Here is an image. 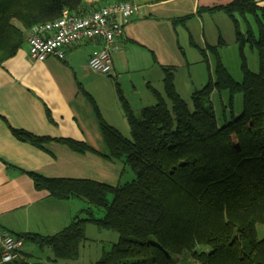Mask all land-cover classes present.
<instances>
[{
    "label": "trees",
    "instance_id": "16d2710c",
    "mask_svg": "<svg viewBox=\"0 0 264 264\" xmlns=\"http://www.w3.org/2000/svg\"><path fill=\"white\" fill-rule=\"evenodd\" d=\"M66 9L75 14L88 11L84 0H0V64L17 53L34 25L55 20ZM203 12H224L231 18L242 59L241 80L222 62V37L218 45L206 47L191 39L204 60L209 52L216 57L214 73L193 91L192 105L178 93L172 67H164L165 95L149 85L156 102L143 107L140 115L118 86L129 138L104 119L90 96L108 154L71 138L37 136L10 127L20 140L45 150L56 141L78 153L123 159L135 174L130 181L112 185L31 172L36 186L51 196L77 197L87 206L55 234L14 236L51 247L56 260L74 259L87 239V224L94 223L118 231L120 238L91 264H264V236L258 232V225H264V6L256 0H233L200 7L197 13ZM193 16L173 22L185 23ZM248 46L258 54L259 71L248 65ZM215 91L230 93L231 115H224L223 123L212 100ZM238 93L243 110L236 115ZM97 209L104 215L97 217Z\"/></svg>",
    "mask_w": 264,
    "mask_h": 264
},
{
    "label": "crops",
    "instance_id": "0c3cea01",
    "mask_svg": "<svg viewBox=\"0 0 264 264\" xmlns=\"http://www.w3.org/2000/svg\"><path fill=\"white\" fill-rule=\"evenodd\" d=\"M84 1L89 11L120 0ZM131 1L139 4L140 12L118 39L120 49L113 53L109 74L95 72L88 66L89 59L102 47L96 38L67 46L63 59L51 56L45 60L30 57L27 39L15 55L0 64V229L12 234L52 235L65 228L87 206L85 200L77 197L60 200L51 196L48 190L36 186L31 172L117 185L126 169L122 159L111 161L93 152L78 153L56 141L46 144L48 150L42 149L17 138L10 127L37 136L71 138L108 154L90 96L109 124L117 128V120L129 124L116 98L112 101L117 108V119L115 113L107 115L105 107L110 110L108 97H111L101 84L112 75L120 77L124 71L131 70L138 73L147 87L156 88L154 78L164 82V67H172L174 71L175 64L203 62V55L191 39L206 47L218 42L222 35L220 24L230 22L233 27L231 18L224 12L197 13L200 7L233 0ZM256 1L264 6V0ZM190 14L194 16L185 23L174 24L175 18ZM16 260L14 264H32L29 261L34 260L59 264L51 247L28 239L22 240ZM0 264H13L2 261L1 250ZM63 264H72V259H63Z\"/></svg>",
    "mask_w": 264,
    "mask_h": 264
},
{
    "label": "rangeland",
    "instance_id": "374dc122",
    "mask_svg": "<svg viewBox=\"0 0 264 264\" xmlns=\"http://www.w3.org/2000/svg\"><path fill=\"white\" fill-rule=\"evenodd\" d=\"M228 16V15H227ZM226 16V18H227ZM227 24V23H226ZM220 24L222 37L225 41V44L219 48V54L221 56L222 62L226 65L229 71L237 80H241L243 77L241 69V54L239 45L236 42L234 26L232 23L228 22V25ZM217 28V26H216ZM219 28V27H218ZM242 28L245 29V23L242 20ZM215 30V27H214ZM219 38V39H220ZM216 42L213 45H218ZM245 54L247 58L248 65L250 69L254 72L259 71V57L256 50L251 49V47H246ZM216 64V57L213 53H208V58L199 64H190V65H180L175 64L174 76L175 84L178 93L186 100L190 105L191 96L193 91L202 88L209 80L210 75L214 73V67ZM108 82L101 84L104 92L108 94L111 98L108 97V102L110 103V110L105 107L107 115L110 113H115L117 119V108L113 105V99L119 100L118 96V86H120L121 92L124 94L126 99L131 103V106L136 109L137 115H140L141 109L145 105L156 102V96L152 90L147 87L142 78L138 75L137 72L131 70H126L120 77L112 75L109 77ZM155 82L153 83L155 87L165 95L164 91V82H160L158 78H154ZM136 86V89L134 88ZM150 90H149V89ZM96 91V90H95ZM98 91V90H97ZM229 97L230 93L228 91L213 93V103L219 117V122L223 123L224 115H227L229 118L230 107H229ZM151 101V102H149ZM104 103V102H103ZM119 106L122 108L121 101L119 100ZM106 105V103H105ZM101 114L103 115L101 109L99 108ZM123 110V108H122ZM243 110V96L241 93L235 95L234 100V111L236 115H239ZM110 112V113H108ZM124 112V110H123ZM126 118V117H125ZM118 128L126 137L131 138V130L129 125H123L120 120ZM127 121V119H126ZM128 123V121H127ZM123 160V159H122ZM126 169L123 172L121 184L130 181L135 177L134 172L131 167L125 163ZM85 216V214H82ZM104 215V211L97 209L96 216L101 217ZM259 237L264 236V225H258ZM86 236L87 239L83 241L80 246L79 254L76 258L72 259V264H91L97 261L103 254L104 249H108L110 245L120 238V233L115 230L103 229L94 223H88L86 227ZM59 264H63V259H58ZM32 264H50L48 262L41 261H29ZM27 264V263H23Z\"/></svg>",
    "mask_w": 264,
    "mask_h": 264
},
{
    "label": "built area",
    "instance_id": "2783aa9c",
    "mask_svg": "<svg viewBox=\"0 0 264 264\" xmlns=\"http://www.w3.org/2000/svg\"><path fill=\"white\" fill-rule=\"evenodd\" d=\"M140 12L139 4L131 0L115 1L84 14L64 10L52 21L34 25L28 33L30 57L45 60L48 57L63 59L66 47L82 40L99 39L102 47L88 62L95 72L109 74L113 68V53L120 49L118 39L125 27ZM22 241L7 230L0 229V250L3 262L17 258Z\"/></svg>",
    "mask_w": 264,
    "mask_h": 264
}]
</instances>
